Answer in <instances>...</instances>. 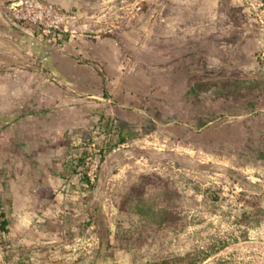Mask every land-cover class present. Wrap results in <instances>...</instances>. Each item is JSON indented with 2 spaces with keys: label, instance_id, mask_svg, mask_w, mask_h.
Instances as JSON below:
<instances>
[{
  "label": "rangeland",
  "instance_id": "1",
  "mask_svg": "<svg viewBox=\"0 0 264 264\" xmlns=\"http://www.w3.org/2000/svg\"><path fill=\"white\" fill-rule=\"evenodd\" d=\"M29 1L0 0V264H264V0Z\"/></svg>",
  "mask_w": 264,
  "mask_h": 264
},
{
  "label": "trees",
  "instance_id": "2",
  "mask_svg": "<svg viewBox=\"0 0 264 264\" xmlns=\"http://www.w3.org/2000/svg\"><path fill=\"white\" fill-rule=\"evenodd\" d=\"M204 88V84L199 83L194 86L195 90L201 91ZM103 95L107 96V89L105 86V81H103ZM124 142V140H121ZM87 183H89L86 179V175L83 177ZM163 222L168 221L167 217H163ZM10 232V221L7 217V212L5 209V202L2 199L1 193H0V233L3 235L8 234ZM191 256H185V257H176L172 259H166L162 260L156 264H185L188 261H191Z\"/></svg>",
  "mask_w": 264,
  "mask_h": 264
},
{
  "label": "built area",
  "instance_id": "3",
  "mask_svg": "<svg viewBox=\"0 0 264 264\" xmlns=\"http://www.w3.org/2000/svg\"><path fill=\"white\" fill-rule=\"evenodd\" d=\"M29 0H21L20 4L29 3ZM19 4H14L13 8H16ZM16 18H19L17 14H15ZM261 59L264 61V52L262 54ZM102 155L101 150L98 149L95 151L94 157H92V154L88 155L85 158V164L87 167L86 177L87 181L91 184H93L96 181L97 178V172L101 163Z\"/></svg>",
  "mask_w": 264,
  "mask_h": 264
}]
</instances>
